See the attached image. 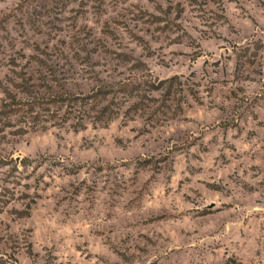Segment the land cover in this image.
<instances>
[{"label": "rangeland", "instance_id": "374dc122", "mask_svg": "<svg viewBox=\"0 0 264 264\" xmlns=\"http://www.w3.org/2000/svg\"><path fill=\"white\" fill-rule=\"evenodd\" d=\"M0 264H264V0H0Z\"/></svg>", "mask_w": 264, "mask_h": 264}]
</instances>
